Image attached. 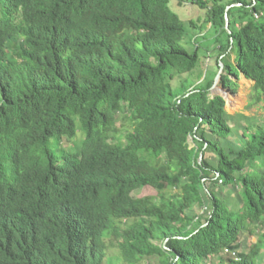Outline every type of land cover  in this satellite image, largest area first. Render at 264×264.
Returning <instances> with one entry per match:
<instances>
[{
  "label": "trees",
  "instance_id": "1",
  "mask_svg": "<svg viewBox=\"0 0 264 264\" xmlns=\"http://www.w3.org/2000/svg\"><path fill=\"white\" fill-rule=\"evenodd\" d=\"M221 64L264 104V0H0V264H263L264 115L210 96Z\"/></svg>",
  "mask_w": 264,
  "mask_h": 264
},
{
  "label": "rangeland",
  "instance_id": "2",
  "mask_svg": "<svg viewBox=\"0 0 264 264\" xmlns=\"http://www.w3.org/2000/svg\"><path fill=\"white\" fill-rule=\"evenodd\" d=\"M185 7H189V5ZM189 10L185 11V9H183V11L180 12L182 19H184L185 22H188V24L189 22H193L194 24L196 23L199 25L200 22L199 18L201 19L200 16H202L201 13L199 12L195 13L196 12L195 10L193 11H189ZM175 12L180 16V14L176 10ZM190 13L191 16H189ZM189 27L191 28L190 32L192 36L187 38L185 41L187 51L191 53L193 49L196 48V46H199V43L202 42L201 46L199 47H201V52L204 53L200 54L199 66L203 68L205 74L208 65L212 67L211 59H210V64H208L209 63L208 58L210 56L209 55L210 53L208 54L209 50H207V48L210 45L209 44L207 46L205 45V43H207L209 39L212 37L211 36L212 33L208 32L210 27H208L206 31L202 30L201 32L197 31L198 28L194 29L191 26ZM223 42L224 41H222V43ZM234 58H235L234 53L230 52L224 59H226L229 63H234ZM218 74L219 77H217ZM221 74H222V70L220 71L219 69L215 74V76L213 77L214 85L210 92L211 93L210 96H222V98L226 103L225 105L226 112L230 116V118L231 117L233 118L232 121L234 124L239 125L242 117L250 118V117H261L262 115H264V107H263L264 104L262 102L257 101L256 92L253 90V85H254L253 81L247 80L242 75L239 76V78L236 80L237 91L234 95H232L229 90H226L224 92L221 90V83H220ZM215 78H217L216 81ZM189 143L192 146L193 142L191 138H189ZM228 146L229 143L227 142V147ZM167 193H170V191H167ZM175 193H176L175 190L171 192V194H175ZM157 195L158 192L151 187H143L142 189L134 192L133 194V196L136 198L156 197ZM253 242H255V239L253 240ZM117 252H118V242L114 240L112 241V243L108 248V253L109 256L113 258L117 255Z\"/></svg>",
  "mask_w": 264,
  "mask_h": 264
},
{
  "label": "clouds",
  "instance_id": "3",
  "mask_svg": "<svg viewBox=\"0 0 264 264\" xmlns=\"http://www.w3.org/2000/svg\"><path fill=\"white\" fill-rule=\"evenodd\" d=\"M64 144L67 146L65 142L63 143V146ZM25 224L27 226L16 228L15 214L9 215L5 219L3 225V235L11 244L17 247V251L26 255V251L35 246L34 244H31L30 241H35L36 245L38 244L35 240V235H37L39 243H41L47 236V232L43 231L41 226H37L34 220L28 219Z\"/></svg>",
  "mask_w": 264,
  "mask_h": 264
},
{
  "label": "water",
  "instance_id": "4",
  "mask_svg": "<svg viewBox=\"0 0 264 264\" xmlns=\"http://www.w3.org/2000/svg\"><path fill=\"white\" fill-rule=\"evenodd\" d=\"M222 68H223V65L221 64V65H220V71L222 70ZM217 77H219V74H218ZM216 79H217V78H215V81H216ZM212 88H213V87H212ZM212 88H211L210 90H212ZM221 90H222V91H226L222 86H221ZM201 155H202V154H200L199 160L201 159Z\"/></svg>",
  "mask_w": 264,
  "mask_h": 264
},
{
  "label": "bare ground",
  "instance_id": "5",
  "mask_svg": "<svg viewBox=\"0 0 264 264\" xmlns=\"http://www.w3.org/2000/svg\"><path fill=\"white\" fill-rule=\"evenodd\" d=\"M224 92V91H223ZM8 224V223H7Z\"/></svg>",
  "mask_w": 264,
  "mask_h": 264
}]
</instances>
